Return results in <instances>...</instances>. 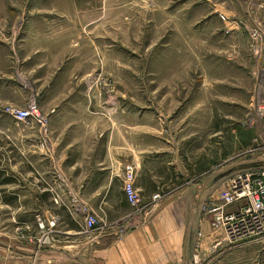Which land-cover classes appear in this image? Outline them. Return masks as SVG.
Here are the masks:
<instances>
[{"label":"rangeland","instance_id":"374dc122","mask_svg":"<svg viewBox=\"0 0 264 264\" xmlns=\"http://www.w3.org/2000/svg\"><path fill=\"white\" fill-rule=\"evenodd\" d=\"M38 1L31 11L54 18L44 28L56 35V51L53 40L27 43L23 30L15 32L30 15L21 10L8 25L10 73H26V60L36 57V75L64 82L65 96L86 98L89 111L118 115L121 133L131 122L149 123L186 154L199 147L195 155L210 176L264 162V0ZM34 45L36 54L27 48ZM18 80L28 83L23 74ZM35 92L25 103L0 104V168L17 158L8 128L27 129L2 114L26 108ZM226 185L203 201L204 212ZM215 232L216 247L194 246L190 264H242L246 255L249 264H264L263 237L228 245Z\"/></svg>","mask_w":264,"mask_h":264},{"label":"crops","instance_id":"0c3cea01","mask_svg":"<svg viewBox=\"0 0 264 264\" xmlns=\"http://www.w3.org/2000/svg\"><path fill=\"white\" fill-rule=\"evenodd\" d=\"M28 3L0 0V104L15 103V98L25 103L35 90L51 117L50 137L46 148L38 129L8 128L17 158L0 168V264H190L194 246L216 247L218 229L213 213L203 211V201L218 198L219 185L240 169L210 176L195 155L199 147L186 154L149 123L131 122L121 133L114 125L118 115L89 111L86 98L65 96L64 82L50 84L48 74L36 75L38 60L28 58L30 53L24 54L26 73H10L8 25L16 13L30 10L15 30H23L25 42L57 39L44 28L54 20L50 13L35 14L39 1ZM35 46L27 48L36 54ZM52 47L55 53L56 43ZM22 74L28 83L18 80ZM127 165L136 170L140 207L126 196ZM84 206L100 216L97 229L85 228ZM259 239L250 242L261 243L264 236ZM248 244L240 245L247 249ZM240 262L249 264L248 256Z\"/></svg>","mask_w":264,"mask_h":264},{"label":"built area","instance_id":"2783aa9c","mask_svg":"<svg viewBox=\"0 0 264 264\" xmlns=\"http://www.w3.org/2000/svg\"><path fill=\"white\" fill-rule=\"evenodd\" d=\"M9 113L18 124L27 128L38 129L41 145L48 146L50 137V114L44 113L39 107L36 96L29 99L26 108L8 107ZM136 170L133 165H127L125 174V192L130 204L141 206V198L135 187ZM226 188L221 191V205L212 208L213 225L225 234L230 243L259 239L264 236V162L252 163L228 177ZM156 196H159L157 194ZM60 201L59 195L56 196ZM233 210H226L229 206ZM85 228L95 230L100 224V216L89 207L84 206ZM56 220L51 226H55ZM42 229L46 228L40 219Z\"/></svg>","mask_w":264,"mask_h":264}]
</instances>
